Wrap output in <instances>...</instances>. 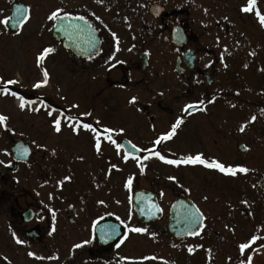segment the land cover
I'll use <instances>...</instances> for the list:
<instances>
[{"label": "flooded vegetation", "instance_id": "1", "mask_svg": "<svg viewBox=\"0 0 264 264\" xmlns=\"http://www.w3.org/2000/svg\"><path fill=\"white\" fill-rule=\"evenodd\" d=\"M27 1L0 0V18L3 6L10 17L14 3L27 5L30 15ZM87 1L80 3L89 4L91 13L66 12L93 24L98 51L78 56L52 39L60 54L45 56L53 60L47 61L50 67H42L41 77L29 79L26 90L8 86L37 102L38 111L12 110V96L0 95V114L8 117L7 129L0 126V264H177L182 251L184 264H239L249 255L251 264H264L262 34L253 35L257 43L247 34L241 44H227L217 0ZM234 24L246 32L252 28L250 22ZM22 31L20 27L8 33ZM43 31L50 37L49 28ZM176 32L182 35L181 44ZM45 70L48 83L32 88ZM190 104L195 107L187 108ZM58 116L61 130L56 132L53 120ZM35 117L46 122L39 132L33 129ZM66 117L76 120L70 124ZM178 119L182 122L175 135L155 143ZM84 123L101 133L99 151L96 134L79 126ZM105 127L113 129L116 143L135 145L136 155L122 148L118 154L115 144L103 139ZM19 140L24 144L13 151ZM155 152L165 159L201 153L206 160L249 171L232 176L199 164L171 165ZM125 153L130 154L127 161ZM135 190L138 211L133 207ZM179 200L189 213L198 208L203 215L202 221L188 218L179 224L188 228L184 237L169 231L171 207ZM114 222L123 235L100 245L97 228L109 236ZM131 235L143 237L150 248L136 257L139 262L114 260L118 247L131 251L121 243L133 241ZM253 235L260 239L242 255L239 244ZM16 238L24 243H16ZM189 247L194 251L189 253Z\"/></svg>", "mask_w": 264, "mask_h": 264}, {"label": "rangeland", "instance_id": "2", "mask_svg": "<svg viewBox=\"0 0 264 264\" xmlns=\"http://www.w3.org/2000/svg\"><path fill=\"white\" fill-rule=\"evenodd\" d=\"M81 1L82 0H28L27 3L30 5V7L32 6L31 15L29 17L30 20H28L22 26V32H18L16 35H12L5 31L4 25H0V78L6 77L8 78L7 80H18L19 83L16 84L17 89L26 90V82L31 78H37L39 76L38 73L42 71V67H50L47 64V61L53 60L52 55L48 56V58H46L43 62H41V65L38 66L36 58L39 53L42 52L44 48H51L53 49V51L59 52L60 54V48L58 47V45H56V43L52 41L51 38L47 36V34L43 31L44 28H49L51 30V26L54 21L48 20V15H50L51 11L55 10L56 8H61V6H65V9H63L64 11L74 12L80 10L81 12H85L88 14L91 13L92 10H90V7H88L89 4H81ZM87 2H90V0ZM215 4L218 8V11H216L217 14L219 15V13L221 12L220 17L222 18L220 20H224L222 26V36L224 37L225 35L227 44L229 42L231 43V41H236L238 44H241L247 34L249 36L251 35L250 38H253L257 43L256 39L253 36L256 33H259L258 35L262 34V40L258 43L264 44V26H261L258 17L256 16L257 10L261 15H264V0H255V6L252 12L241 11V7L247 4V0H217L215 1ZM90 6L93 7V11L99 10L98 6ZM223 6H225L226 8H224ZM5 10L6 8L3 7V13L1 14L2 18L0 19L6 17ZM95 14L97 15L96 17H101V13L98 12ZM236 19L239 21H237ZM229 21L231 23L230 25H227ZM240 22L251 23V29L248 28V24L246 25L249 29V32L248 30L246 32L244 29H242V25L234 24ZM30 34L33 35L31 37L27 36L28 40L26 42H21V40L26 38V35ZM212 39L213 37H210V40ZM11 99H13V97ZM7 103H9V101ZM11 104L9 103L12 110L17 109V107L14 105L13 100ZM45 124L46 122H43L42 117H35V128H33L34 131L39 132L40 129L42 130ZM114 182H116V180ZM116 186L117 185L115 183L114 187ZM117 195L118 198L120 196H123L121 193H117ZM132 238L133 241H131V239H125V241L121 242H125L126 248L131 249V251L128 253V251L123 247H118L114 252V256L121 258L123 257L127 260L131 259L133 262H139L136 257L142 255L141 253L144 248L150 247L148 245V241L144 242L145 239L143 237L141 238L140 235H134L132 236ZM159 251L163 253L162 248L159 249ZM131 255H133L134 257H132ZM179 257L180 259H182V262L177 259V264H184L186 259V252L182 251ZM114 264H121V261Z\"/></svg>", "mask_w": 264, "mask_h": 264}, {"label": "snow or ice", "instance_id": "3", "mask_svg": "<svg viewBox=\"0 0 264 264\" xmlns=\"http://www.w3.org/2000/svg\"><path fill=\"white\" fill-rule=\"evenodd\" d=\"M98 2H99V0H98ZM254 6H255V0H247V4L245 6L241 7V11L242 12H252ZM17 11H18V15L16 17H5L3 19H0V25L7 26L10 23V21H12V20L16 21V24L13 25L14 27L24 24L29 19V12L27 10H24V9H18ZM256 16L258 17V20H259V23L261 24V26H264V15H261L260 12L257 10L256 11ZM47 19L48 20H54V21L68 20L69 21V27H71V23L70 22H71L72 19L84 20L85 18L83 16L72 17L70 13L64 11L63 9L56 8L55 10L51 11V13H50V15H48ZM96 19L99 20L100 18L96 17ZM113 37H115V33H113ZM51 51H53V49L44 48L42 50V52L39 53V55L36 58V62H37L38 66L41 65V62L44 60L45 56L48 53H50ZM246 66L247 65H245V67ZM48 78H49L48 72L46 70L43 71V79L33 83L32 84V88H34V89L35 88H41L42 86L46 85L48 83ZM18 83H19L18 80H13V79L2 80V78H0V95H11L12 97H18V99H19L18 107L21 110H24L25 107L27 105H30L32 102L26 100L24 98V96L18 95V93L16 91H12L8 87L9 85H15V84H18ZM135 99L136 98L133 97L132 101H135ZM200 103H203V101H201ZM73 107H75V105ZM186 107L187 108H194L195 106L190 104V105H187ZM30 110L38 111L39 109L38 108H32ZM48 115L51 116L52 112L51 111L48 112ZM61 115H63V114H61ZM82 115H88V114L84 113ZM65 119H67L70 122V124H71L72 121L76 120L75 117H66ZM255 119H256L255 116L251 117V120H255ZM7 120H8V117L6 115L0 114V126H3L5 129H7V124H6ZM181 122L182 121L178 119L176 121V123L172 125L171 131H169L167 134L162 135L161 137H159L157 139V141H155V143H160L161 141L170 139L172 136H174L175 132H176V128ZM77 124H79V121H77ZM53 126H54V129H55L56 132H59L61 130V119H60L59 116L56 117L53 120ZM79 126L84 128V129H86V130H90V131H92L93 133L96 134L95 135V141H96L95 147H96V150L99 151L100 150L101 133L98 132L96 128H93V126L91 124L84 123V124H80ZM77 130H78L77 127L73 126V131L75 132ZM243 130H244V128H243V126H241L240 131H243ZM121 131H123V130L121 129ZM112 132H113V129L105 127L103 129V139L107 140L109 143L115 144L117 153L119 154L120 153V149H121V145L116 143L112 139V135H111ZM132 148L135 149L136 146L132 145ZM25 151H27V150H25ZM144 151H151V150L144 149ZM154 154L159 159H161L162 161H164L167 164H171V165H179V164L196 165V164H199V165H203L206 168L217 170L220 173H223L225 175L235 176L237 174V172H239V173H247L249 171L248 168L243 167V166H235V167H233L231 165L226 166L225 164H223V163H221V162H219V161H217L215 159H212L210 161L206 160L204 158L203 154H201V153H197L195 156L189 155V156H186V157H181L179 159H165V157L161 156L159 154V152H155ZM129 156H130L129 153H125L124 156H123V159L125 161H127L129 159ZM146 158L147 157H145V159ZM138 162H139V160H138ZM3 163H4V161H0V164H3ZM9 163H11V161H9ZM112 167L115 168L116 165H112ZM141 171H143V167H141ZM64 179L68 180L69 177H64ZM170 179H174V178L170 177ZM131 183H132V177L130 176L128 178L125 186L128 187V188H131ZM153 207H155V205H153ZM54 216H55V213H53V217ZM189 220L191 222H193V223L196 222L197 220H200V221L203 220V215H202V213H200V210L198 208H195V210L190 213ZM200 227H203V225L200 224ZM130 231L137 232V233H143V232L146 231V229H143V228H132V229H130ZM189 234L190 235H198L199 233L196 232V231H191V232H189ZM13 236L15 238V233H13ZM258 239H260V237H257L255 235H253L249 241L240 243L239 246H238L239 250H240V253L243 255L245 249L250 248V246L255 241H257ZM16 243L22 244V243H24V241L20 240L19 238H16ZM85 243H87V242H85ZM74 247L78 248V247H80V245H74ZM188 251H189V253H191V252L194 251V249L192 247H189ZM28 255L29 256H35V253L29 252ZM37 258L42 259V257H37ZM3 259L7 260V257H3ZM121 259H124V258L122 257ZM142 259L143 260H154V259H156V257H143ZM251 261H252V257L249 255L247 257L246 261L245 260H241L239 262V264H251ZM9 264H10V262H9Z\"/></svg>", "mask_w": 264, "mask_h": 264}, {"label": "water", "instance_id": "4", "mask_svg": "<svg viewBox=\"0 0 264 264\" xmlns=\"http://www.w3.org/2000/svg\"><path fill=\"white\" fill-rule=\"evenodd\" d=\"M18 9L27 10V7L23 6L22 4H14L12 6V14L11 17H16L18 15ZM71 27H69V21H55L51 34L57 40H62L63 44L70 48L74 53L83 55L88 46L93 47L96 49L98 46V39L96 37L95 31L92 27L85 21L79 19H72L71 20ZM16 24L15 20L10 21L8 27L11 30L17 29L19 26H13ZM20 146L19 144L17 145ZM137 198L138 193H135L134 199V206L135 209L137 208ZM172 211V217L174 219H180L183 215V212L180 211L179 206H174ZM170 230L175 233L176 235H183L184 232L180 228L171 227ZM104 229L98 230V238L101 244L109 243L112 240L116 239L118 236L122 234V230L119 228V225H115L113 227L112 232L109 233V236L104 235Z\"/></svg>", "mask_w": 264, "mask_h": 264}]
</instances>
